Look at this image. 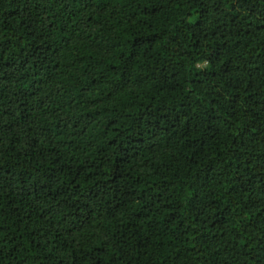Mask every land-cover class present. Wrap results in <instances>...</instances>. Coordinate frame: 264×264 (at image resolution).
<instances>
[{"label":"trees","instance_id":"1","mask_svg":"<svg viewBox=\"0 0 264 264\" xmlns=\"http://www.w3.org/2000/svg\"><path fill=\"white\" fill-rule=\"evenodd\" d=\"M0 264H264V0H0Z\"/></svg>","mask_w":264,"mask_h":264},{"label":"snow or ice","instance_id":"2","mask_svg":"<svg viewBox=\"0 0 264 264\" xmlns=\"http://www.w3.org/2000/svg\"><path fill=\"white\" fill-rule=\"evenodd\" d=\"M237 2H238V0H231V3H232L233 5H235ZM235 14H236V13L233 12V15H235Z\"/></svg>","mask_w":264,"mask_h":264}]
</instances>
